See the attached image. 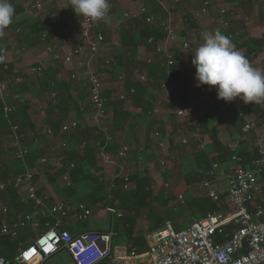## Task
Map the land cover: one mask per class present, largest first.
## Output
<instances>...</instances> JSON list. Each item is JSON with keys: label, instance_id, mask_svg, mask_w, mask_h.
I'll use <instances>...</instances> for the list:
<instances>
[{"label": "built area", "instance_id": "1", "mask_svg": "<svg viewBox=\"0 0 264 264\" xmlns=\"http://www.w3.org/2000/svg\"><path fill=\"white\" fill-rule=\"evenodd\" d=\"M179 0L172 2L171 9L175 10V4ZM214 0H200L198 14L200 16L208 15L209 9ZM110 8L113 7L115 0H109ZM42 0H32L28 9L39 15L43 10ZM147 7L144 4L138 6L141 14L147 13ZM75 14V13H74ZM220 23L228 31V24L225 19L227 9L219 10ZM125 17L130 14L125 12ZM76 18V27L79 42L76 46L69 47L66 51L62 50L60 45L53 39L55 34H61V37L67 36L74 25L73 21L68 19L56 23L47 28L41 35V49L50 57L52 64L75 63L79 55L86 54L89 58L95 56L102 48L105 37L101 30L96 29L95 23H90L83 17ZM147 24H153L154 17L151 13L144 16ZM162 28L164 34L158 43L156 51L161 53L164 58V72L167 81L162 84V89L166 92V104L173 115L177 130L189 127L192 130V139L197 147L201 148L204 139L201 138L196 129V120L203 116L205 110L198 107L193 101L194 96H203L208 93L206 85L195 87V81L186 84V98L182 100L169 93V81L174 78L176 73V59L170 46L178 43V34L172 24L167 21ZM20 28L17 27V31ZM48 35L51 37L48 40ZM168 46V47H167ZM181 49H187L189 43L184 41L179 45ZM22 50L26 48L21 47ZM112 63L111 58H106L104 66ZM28 75L35 79L43 76V69L39 66L28 68ZM78 75L75 71L68 74V79L76 80ZM118 81L125 80V74L117 73ZM144 79L142 75L140 81ZM88 83L85 100L90 108L92 118V128L94 133L103 134L104 144L96 141L98 147V156L101 162L107 166L117 167V172L112 178L110 184L115 186V178H120L121 182L116 185L121 191L130 190L132 181L128 174L123 173V166L119 160L124 159L129 151L126 139L121 138L120 147L113 153L105 149L106 145L116 139L112 132L111 111L108 107L110 101L114 99L106 93L102 78L98 73L91 70L84 76ZM22 81L21 77L16 78V82ZM5 81L0 82V94L6 90ZM133 92V89L131 90ZM56 91L53 89L50 93V99L56 98ZM124 98V94L118 96V99ZM13 106L6 104L5 114L11 112ZM82 106L80 110L85 111ZM225 111L226 103L221 106ZM155 111V109H153ZM235 117L239 119L240 136L233 143H229L232 154L223 166L212 169L198 170V174L203 177L213 179L201 180V187L206 191L207 197L216 204V209L208 211L205 216L192 219L189 224L183 228L175 229L173 225L166 221L157 228L149 231L144 236L146 249L138 251L131 240L123 239L118 243L119 235L117 231L111 228L103 231H82L73 234L65 228L66 224L72 222H83L93 214V209L83 202L66 203L56 201L51 207L46 205L45 197L40 194V187L33 179V172L25 173L14 178L16 185L25 186V200L39 208L42 217H50L51 220L42 224L39 217L34 213H25L14 223L8 224L2 222L0 234L3 236L15 238L22 228L30 227L39 229V233L34 239L21 247L13 259H7L0 255V264H39L41 261L65 249L70 255V264H264V117L261 120L251 117L246 112V106L241 101L233 110ZM45 110H39L38 116L42 119ZM80 126V122L75 118H68L60 126L63 133H72ZM16 125L11 126L15 143H18V134ZM47 134L52 136V131L47 130ZM62 141V145L67 147L68 141ZM245 141L248 148H252L249 155L244 157L235 152L233 145ZM182 145H188V140L182 138ZM159 148L164 147L163 143L158 142ZM27 154V149L18 146L14 155L16 159L23 163ZM138 160L143 159V153L137 155ZM52 162L60 165L61 159L50 157L40 158V163ZM164 161L161 160L160 164ZM219 175V177H218ZM98 182L103 183L105 177L101 170L95 173ZM64 181H69V175L64 174ZM10 183V181H9ZM5 184L0 183V189H4ZM225 194V197H222ZM182 199L183 195L180 194ZM105 199L95 204L96 210H103L109 215L111 220L122 217V210L116 205L107 203ZM5 210V209H4Z\"/></svg>", "mask_w": 264, "mask_h": 264}, {"label": "rangeland", "instance_id": "2", "mask_svg": "<svg viewBox=\"0 0 264 264\" xmlns=\"http://www.w3.org/2000/svg\"><path fill=\"white\" fill-rule=\"evenodd\" d=\"M13 1L22 4V6L24 7V11L22 13L23 19L21 20V22L25 23L22 26L23 29L20 28L19 31H17V27L19 26L16 27V25H12L8 29L10 33L6 36L4 35V37L0 41V49L4 53H6L8 58L12 59L17 65H20L22 67L27 65L29 66L28 61L35 55L33 52L34 50H37L36 47L39 44H32L34 36L32 35L30 24L32 22H35L37 18L45 21L47 27L56 23L62 24L63 21L68 19L72 20L74 25L72 26L71 31L66 34L67 36L61 37V34L59 32L55 34L53 39L57 42V45L67 44L68 46L73 47L76 46L79 42L77 27L75 25V14L69 7L70 0H42L44 3V7L41 13L37 16H35L33 12L28 9V6L30 5V2L32 0ZM173 1L174 0H147L148 5H150L149 7L153 11V13H151L154 17L153 24L160 27L163 26V24H165L167 21H169L178 34V43L170 46L169 48L173 51L176 63L178 64L177 71L179 77L173 79V81L171 82V86H169V93L172 94L173 92L176 96L178 95L182 98H185V94L181 92H184L186 84L195 81V67L191 63L192 53L195 54V50L197 49V47L201 43H203V31L211 30L210 28H208L209 24H207L203 20L205 19V17H194V22H192V24L194 23V27H190L188 25V22L192 20L190 19L188 21V8H196L198 0H179L175 4V10L171 9ZM125 12L129 14L137 13V5L135 4V0H115L113 7L109 10V21L107 23H95L96 29L101 30L102 32H106V35H104L106 36L105 42L102 48L95 56L91 58H89L86 54L79 55L75 59L74 63L75 65L77 64L76 66L82 70L81 75L84 74L83 72L88 70L98 73L102 78L104 87L115 101L121 94H124V96H126L125 80L123 82L118 81L116 78L117 73L124 72L127 78L132 77L135 79L138 78L139 80L143 75L144 79H142V81L144 82L146 80V74L139 71L140 69L136 65V60L129 59L130 54L127 51V48H124L120 42V33L122 31V26L127 21V18L124 15ZM47 18L48 20L52 19V22H48ZM48 37V40H50L52 35L51 37L48 35ZM184 41L189 43V47L187 49H181V47L179 46L181 42ZM12 46L14 47L11 50ZM22 46H24L26 49L22 50ZM38 47L41 50L38 57L43 59L47 54L41 49V46ZM246 57L248 59V56ZM106 58L112 59L111 65L107 67L103 65V62ZM41 64L43 66V63ZM261 69H264V67H262ZM26 76L30 80L33 79L34 81L35 79L27 74ZM50 79L51 78L48 77V74H46L41 79H39L38 85L43 88L44 85H46L47 81H49ZM182 84L184 85L183 88ZM32 85L33 84L31 83L28 91L19 92L15 90L16 93H9V91L7 90L5 93L7 100H11V98H15L20 101L32 100V102H35L34 104L36 105H45L47 100H49L52 89H40L35 88ZM156 92V99L153 100L152 104L155 111H153L154 113L152 112V116L153 118L159 120L160 126L158 127L164 133H159L158 136L155 137V139L151 138L149 141L145 139V126L149 121L148 116L142 118V121L132 126L133 131L130 127L125 128V130L128 131L131 135L129 142H134V144L136 145V149L130 151L129 147L126 158L122 163L124 174H128L129 176H131L132 174L140 172L139 174L141 176H151L153 182L150 183V189H152L153 191V196L150 197L147 201L150 204H147V206L138 209L137 212H133L134 214L132 213L130 215L121 207L120 209L123 212L122 217L119 219L111 220L109 215L106 214L103 210H96L93 201L90 200L88 203V206L93 209V217L95 218L97 216V226H94L97 230H107L112 226L113 228H116L120 238H124L127 240H132V237L136 235L145 236V234H147L151 230L152 221L148 220L150 214H155L156 216L160 217L162 219L161 224L169 221L175 229H180L187 226L189 222L194 218L203 217V215L194 211L191 206V202L194 197H197V189H199L200 191L201 180H204L205 178L208 180L213 179L211 177H203L198 174L199 169L196 164V156L194 155V152L196 151H194V149L192 148V145L194 143L191 136L192 130H187L186 128L177 130L174 119L169 118L170 111L166 104V92L163 89H158ZM70 93H72L76 101H80V97L78 95H83L84 91L80 93L79 90H74L70 91ZM209 100L213 102H219L221 104L227 103L223 99H217V94L214 87L211 90H209L208 87V93L206 95L194 96L193 98V101L198 107H203L205 102ZM238 100L239 98L233 100L230 103L234 104ZM126 101V104L129 105L130 100L128 99ZM260 103H264V101H261ZM260 103H250L247 105L255 106ZM124 108L129 110V107L127 105H124ZM39 109L41 108L38 107L35 111H38ZM249 110H253V108ZM68 116L69 118H76L80 122V124L84 123L86 126L88 124L86 123L88 121L87 116H81L80 114L77 115V111L75 108H73L69 112ZM195 124L197 126V131L200 132V134L203 133L207 138L205 141H203L202 144V148L206 149L204 151L205 155L200 156V160L203 159V162H205L207 159L206 157L210 156L211 154V147L209 142L210 139L207 135V131L211 127L217 128L219 137L224 141L226 145H228V142L230 140L229 138L223 137L221 135L227 134V128H230V133L232 132L233 134H235L237 131V128L235 126H228L226 128L227 124L226 126L223 125V121L218 118L209 119V125L207 126L203 125L202 118H198ZM182 138H186L188 140V145H182L180 143ZM66 139L69 140L68 138ZM71 139L72 137L70 136V140ZM160 141L164 145V147L162 148H159L158 145V142ZM143 143L145 144V149L142 151L143 159L138 160L137 153ZM233 146L235 147V151H239L247 155H249L252 150V148H248V143L245 141L238 142ZM51 147L52 148L49 149L52 150V154L54 156H58L59 154H62L64 151H66V147L59 146V144H53V146ZM198 152H196L197 155ZM90 153L92 154V156L88 160L86 166L87 170H89V173H91L95 169L101 170L102 168L100 164L102 163L100 161V157L98 156V149L91 147ZM228 157L229 154L226 155L225 162L223 164L227 162ZM161 160L164 161L163 164H160ZM139 162H142L143 164H139ZM223 164L221 166H223ZM89 181L91 182L90 185L94 184V187L97 188L95 190L96 197L94 196V200L102 197L105 198V201H108L107 203H118L116 194H119V191L121 190L116 187L117 183L115 181V186H111L110 183L107 186H103L102 184H100V182H93L92 178L88 179V183ZM132 188L133 182L130 185V189ZM182 189H185V191L182 192ZM180 194L183 195L182 199L179 198ZM152 201H154L155 204H152ZM85 202L86 201H84V203ZM97 214L100 216H98ZM128 231L130 232L131 237L126 233ZM50 262L51 260H47L44 264H49Z\"/></svg>", "mask_w": 264, "mask_h": 264}, {"label": "trees", "instance_id": "3", "mask_svg": "<svg viewBox=\"0 0 264 264\" xmlns=\"http://www.w3.org/2000/svg\"><path fill=\"white\" fill-rule=\"evenodd\" d=\"M135 4L137 5V13L133 14L132 16L126 17L127 21L125 22V24H123L122 31L120 33V42L124 48H127V51L130 54L129 59L136 60V65L140 69L139 71L146 74V80L143 82L138 78H127L125 74L126 96H124V98L122 99H117L116 101L112 99L108 105L111 111L112 130L116 129L117 131H122L123 133L124 131H126L125 128H131L135 124H138L142 113H152V102L154 99H156V91L158 89H162L163 82L167 81L166 74L164 72L165 58L161 53L156 51L158 43L164 36L162 28L155 26L154 24H147L144 21L145 14L153 13L152 9L149 7L150 5H148L147 0H135ZM140 4L146 5V7L148 8L147 13H139L138 6ZM12 5L15 8V15L13 17L12 24L6 30H8L14 23L17 22L18 15L24 11V7L22 6V4L16 3L15 5ZM188 21L191 24H189V26L194 27V23L192 24V22H194L193 14L188 13ZM24 23L25 22L18 23L19 28L23 29L22 26L24 25ZM47 28V25H44V23L40 20H37L30 24V29L32 31V35L34 36L33 41H35H32V44H39L38 46H41L40 43H42V41L40 37L47 30ZM104 35H106L105 31ZM53 65H48V67L46 69L44 68L43 70V76L48 74V77L51 79L47 81L46 85H44L42 89H53L54 91H56V98H49V100H47L46 104L43 105V107L41 104L36 105L33 102L30 103L29 100L20 101L15 98L7 100L5 95L7 90L9 91V93H16L15 90L19 92L28 91L31 83L35 88L38 87L37 81L39 80H30L25 75L26 72L23 73L22 71L14 68L11 61L8 60L6 53H4L0 49V82L5 81L7 85V88L3 92V94H0V140L6 137L8 138L9 135H11L12 125H16L17 127L16 133L19 136L20 144L26 142L28 143L29 141L32 142L33 139L39 137V129L35 127V120L33 116L37 112L35 111L36 108H43L45 110V115L43 117L42 126L43 124H45L44 129H46V131L51 130L53 133L52 136H49L47 134L48 142L45 146H47L48 143L54 144V141H60L62 143L61 140H64L66 142L69 141L68 143L73 144L71 148L70 146H67L65 148L66 151L62 153L61 164L57 166V168L53 167L54 165L51 166L50 164H48V171L50 172L49 175H47L49 183L59 195L69 196L75 193V190L72 187L74 183L85 181L89 178H92L93 182H98L95 173L99 170L95 169L91 173H89V170H87L86 166L89 160L88 158H91L92 156V154L90 153V148L93 147L98 149L95 144L96 141H99V143L103 145L105 138L101 133H94L92 127L88 128L86 126H79L77 130L68 134L60 131L61 124L69 118V112L73 108H75L77 112L82 111L80 110L82 106L80 105L78 100L76 101L74 99L72 93H70V87H73V84L77 82V79H67V81H64L61 80V78H57L56 71ZM32 66H39L42 68V64L37 61L33 62ZM61 66L68 71V74L74 71L71 63H61ZM175 67L176 73L173 79L179 77L177 71V63H175ZM18 77H21L22 81L16 82V78ZM173 79L169 81V86H171V82L173 81ZM82 86L85 90V88L88 87V83L83 80ZM183 86L184 85L182 84V88ZM132 89L133 92H131ZM86 92L87 90L84 93L85 95ZM106 93L109 95V92L107 90ZM181 93L185 94L186 96L185 90ZM172 95L176 96L173 92ZM179 97L180 96H178V98ZM180 98L184 100L186 97ZM128 99L130 100V105L133 110H127L124 108L125 101ZM237 102H241V100H238ZM6 104H11L13 106L11 112H9L7 115L4 111V107ZM222 105L223 104L219 102H212L211 104L206 105L204 115L199 117L202 118L203 125L207 126V121L210 118H218L226 124L235 126L237 128L236 134H240L238 118L235 117L234 114L230 115V111L228 109L223 111L221 109ZM87 106L88 104L84 105V108ZM256 112H258V114H261V116H264V105L258 106ZM170 114L172 115L171 112ZM156 124H158V121L153 118V120L151 121V125L154 126ZM158 126H160V124ZM191 128L194 129L193 126L189 127V129ZM158 129V131L163 134V132H161L162 130H160V128ZM29 135L31 137L30 140L28 139ZM207 135L210 139L211 154L210 156L206 157L207 159L205 162H203V159L200 160V156L205 155L204 151L206 149L197 147L196 142H194L192 145L194 151H199L198 155L193 151L194 155L196 156L197 167L198 169H202L205 171L208 169H212L213 164H216V167H220L225 162L226 155L229 154L230 157V155L232 154L230 147L226 145L224 141L219 137L216 127H211L207 131ZM70 136L72 137L71 140ZM200 136L203 139L202 136L205 135L201 133ZM66 138H68L69 140H67ZM119 141L120 140L118 139H114L113 142L106 145L105 149L109 152L115 153L120 147ZM131 147L132 146L130 144V151L136 149L135 144L132 147L133 149ZM235 152H237L238 154H242L247 158V154H243L239 151ZM229 157L227 158V161ZM28 160L31 162V157L28 156ZM14 163L17 165L19 164V166L16 168L20 169V165H22L21 160L15 159ZM140 163L143 164L142 162H139V164ZM64 174L69 175V181L68 183L66 181H63V183L59 185V183H57V179H61ZM1 175L2 178L4 177L2 180H5L7 177H9L5 170L1 172ZM33 179L35 181L34 176ZM130 180L133 182V188L128 191H119L120 193L116 194L118 198L117 206L119 208L122 207L127 213H129V215L133 212H137L138 209L147 206V204H150L147 201L150 197L153 196V191L152 189H150V183L153 182L151 176H141L138 172L132 174L130 176ZM115 182L119 184L121 182V179L115 178ZM14 184V181H12V183L9 184L6 189H14ZM181 191L183 192L185 191V189H182ZM197 192V197H194L191 202V206L195 212H198L201 215L205 216L208 211H212L217 208L216 204L207 197L206 191L203 187L200 186V191L199 189H197ZM222 197H225V194H222ZM94 199L92 201L94 202V204H96L98 201L105 198L101 197L97 200ZM80 202L84 203V201L82 200ZM110 204L116 205L114 203ZM152 204H155V202L152 201ZM148 220L152 221L151 230L157 228L162 221V219L155 214H150ZM114 230L117 231L115 227ZM126 233L128 234V236L130 235L129 231ZM27 237L28 235H22L16 239L0 237V255L4 256L7 259H12L18 251L20 243L23 242ZM131 241L137 247L138 251H144L146 249L144 236L136 235L132 237Z\"/></svg>", "mask_w": 264, "mask_h": 264}, {"label": "crops", "instance_id": "4", "mask_svg": "<svg viewBox=\"0 0 264 264\" xmlns=\"http://www.w3.org/2000/svg\"><path fill=\"white\" fill-rule=\"evenodd\" d=\"M10 3H12L14 5L16 4V2H14L13 0H10ZM199 5H200V0H198L196 8L195 7H192L191 9L188 8V13L193 14V16L197 17V18H204L205 17V19H203V20L207 24H209L208 28H210L211 31L219 29L223 34H225L226 36L231 38L232 42L235 44V46L238 50L242 51L246 56H248V60L250 61V63L254 67H258V68L264 67V0H214L210 9H209L208 15H203V16L197 15ZM188 6H189V4H188ZM221 8L227 9V15L225 16V19H226L227 24H228V31L224 27H222V25L220 23L221 18H220L219 10ZM22 13L18 15L17 22L14 23L13 26L16 25V27H17L18 23L21 22V20L23 19ZM132 15L133 14H130V16H132ZM37 20L42 21L39 18H37ZM47 20H48V18H47ZM53 21H54V19H53ZM42 22L44 23V25H46L45 21H42ZM48 22H52V19L48 20ZM189 24H190V22H188V25ZM9 33H10L9 30H5L4 35L6 36ZM4 35L2 36V38L4 37ZM2 38H0V41L2 40ZM13 47L14 46L11 47V50L13 49ZM60 47L62 50L66 51L69 47H72V46H68L67 44H60ZM36 49L37 50H34V52H33L35 55L28 61L29 66L27 65V66L22 67L20 65H17L12 59L8 58V56H7V58L9 61H11L14 68H16L19 71H22L23 73L26 72L25 75L26 74L28 75V68L31 67L33 65V62H36V61L43 63L42 68L44 70V68L46 69V67H48V65L50 66L52 64L50 62V57L48 55H46V57H44L43 59L39 58L38 56H39V53L41 52V50L38 46L36 47ZM76 65L74 63H72V66L74 68V71L77 73L78 78H77V82L73 84V87H70V91L79 90L80 93H82V91H84V93H85V91L87 90V87L84 90V87L82 86V84H83L82 82L84 80V76L88 73L89 70L83 72L84 74L81 75L82 70L80 68H78ZM53 66H54V69L56 71V77L61 78V80L67 81L68 71L65 68H63L61 66V64L60 65L59 64L53 65ZM81 79H82V81H81ZM35 80H39V79H35ZM39 87L41 88L40 85H38V87H36V88H39ZM78 96L80 97V101H79L80 105L81 106L86 105L87 104V102L85 100L86 95L80 94ZM29 102L31 103L32 100ZM126 102L124 105H127L129 107V110H133L130 103L128 105V104H126ZM212 102L213 101L209 100V101L205 102L203 107H200V108L206 110V105L211 104ZM33 103H35V102H33ZM237 104H238V102H235L234 104H232L230 102L226 103L227 109L230 111V115H233V110ZM41 105L43 107L44 104H41ZM260 105L262 106V105H264V103H260V104L255 105V106H248L247 104H245L246 112L248 113L249 116H251L253 118L255 117L256 119L261 120V119H263L264 116H261V114H258V112H256L257 107ZM252 108H253V110H249ZM39 110L33 116V118L35 120V127H37L39 129L38 130V133L40 134L39 137L33 139L32 142L29 141L28 143L26 142V143L20 144L19 136H18V143L16 144L14 137H13V133L11 132V135H9L8 138L6 137V138H3L0 140V142H1L0 143V152L3 154L2 155L0 153V183L5 184V188L0 189V226H1L2 222H6L8 224L14 223L19 217L23 216V214H25V213L36 214L35 216L40 218V221L42 222V224L46 221L51 220L50 217H42L40 215L39 208H36L30 202H26V200H25L26 191H25L24 185L14 184L15 185V186H13L14 189H12V188L6 189L7 186L9 184H11L12 181H14L15 177L25 173L28 170L33 172L35 182L40 187V194H42V196L45 197L46 205L48 207H51L56 201H63L66 203H71V202H80L82 200V201H86L87 202L86 205H88L89 201L90 200L92 201L94 199L95 190L97 188L94 187V184L90 185L91 182L89 181V183H88V180L79 181L77 183H74L72 185V187L74 188L75 193L73 195H69V196L68 195H59L53 189L52 185L49 183V181L47 179V175H49V172H50V171H48L49 170L48 164H50L51 166L54 165L53 167H55V168H57V166H59V165L53 163L52 159L49 163H40L39 160L42 157L62 159V154H59L58 156H54L52 154V150L49 149V148H52L51 146H53V144L48 143V145L45 146L48 142L47 141V139H48L47 138V131H46V129H44L45 124H43V126H42L43 118L40 119L38 116ZM153 111L154 110H153V106H152V112ZM79 114L81 116H87V118H88V121L86 122V123H88L87 126L84 123L80 124V126H86L88 128L92 127L91 126L92 118L90 115L89 106L86 107L85 111H78L77 115H79ZM152 115H153L152 113H150V114L142 113L140 120H139V122H140V121H142V118H145L146 116H148L149 121L146 123V126H145V128H146L145 139L147 141H149L151 138L155 139V137H157L158 134L160 133L158 131L159 130L158 129L159 128L158 127V125H159L158 119H155L158 121V124H156L154 126L151 125V121L153 120ZM70 118H72V117H70ZM169 118L173 119V116L170 114ZM207 122L209 123V120ZM238 122H239V119H238ZM238 124H240V123H238ZM223 125L226 126V123L223 122ZM228 126H231V125L227 124L226 128ZM196 129H197V126H196ZM131 130L133 131V127H131ZM112 132H113L114 137L116 139L120 140L119 141L120 143L122 142L121 138L124 136L123 139H126V141L128 140L129 147H130V144L133 147L134 142L133 143H131V141L129 142L131 135L129 134L128 131H126V132L124 131V133H123L120 131H116V129H113ZM221 136L229 138L230 141L228 142V144L230 142L234 144V141L240 135L238 133L237 134L236 133L233 134L232 132L230 133V128H227V134H223ZM28 137H29L28 139L30 140L31 139L30 135ZM203 139L205 141L207 139L206 136H204ZM54 144H56V145L59 144V146H63L60 141H54ZM68 144H69L68 146H70V148L73 145L71 143H68ZM18 146L27 149V154H26L25 160L22 163V165H20L21 166L20 169L16 168L19 166V164L17 165L14 163V161L16 159L14 153H15ZM146 146H147V143H146ZM210 147H211V145H210ZM144 149H145V144L143 143V145L140 146L137 154H140ZM28 156L31 157V160H32L31 162L28 160ZM125 158L119 160V164L121 166H122V163L125 160ZM88 159H90V158H88ZM100 165L102 168L101 171L103 172V175L105 177V180L103 181V183H100V184H102L103 186H107L111 182L112 178L115 176V174L117 172V167L107 166V165H104L103 163ZM4 170L6 171V173L9 177H7L5 180H2L4 177L2 178L1 172ZM19 172H21V173H19ZM9 181H10V183H9ZM63 181H64L63 178L57 179V183H59V185L62 184ZM93 216L94 215H92L91 217H89V219H87L83 222H72V223L66 224L65 228L68 229L73 234L80 233L82 231H89V230L103 231V230H97L94 227V226H97L96 222L98 219L96 218L97 216L95 218ZM98 216H100V215H98ZM94 222H95V224H94ZM42 229H44V226H40V228L37 230L32 229L30 227H25L19 231L18 236L15 238L3 236L1 234H0V237H7V238H11V239H16L22 235H28V237L23 242L20 243V247L18 248V251H19V249L21 247H23L26 244H28L29 242H31L34 239V237L39 233V230H42ZM123 239L124 238L119 237L118 240H116V242L120 243L123 241ZM18 251H17V253H18ZM47 260H51V262L49 264H70V255H69L67 250L62 249L58 253H56V254L48 257L47 259L41 261L39 264H44ZM57 261H58V263H57Z\"/></svg>", "mask_w": 264, "mask_h": 264}, {"label": "clouds", "instance_id": "5", "mask_svg": "<svg viewBox=\"0 0 264 264\" xmlns=\"http://www.w3.org/2000/svg\"><path fill=\"white\" fill-rule=\"evenodd\" d=\"M77 17L90 23L109 21V0H70L69 6ZM15 8L10 0H0V37L12 24ZM203 43L192 52L195 67V87H213L217 99L232 102L239 98L244 104L264 101V69L254 67L238 50L231 38L219 29L205 30Z\"/></svg>", "mask_w": 264, "mask_h": 264}]
</instances>
